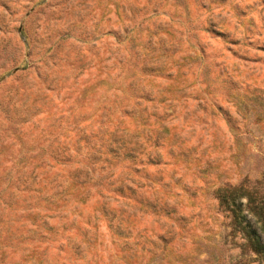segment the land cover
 I'll use <instances>...</instances> for the list:
<instances>
[{
    "label": "rangeland",
    "instance_id": "374dc122",
    "mask_svg": "<svg viewBox=\"0 0 264 264\" xmlns=\"http://www.w3.org/2000/svg\"><path fill=\"white\" fill-rule=\"evenodd\" d=\"M258 180L264 0H0V264H260Z\"/></svg>",
    "mask_w": 264,
    "mask_h": 264
},
{
    "label": "trees",
    "instance_id": "16d2710c",
    "mask_svg": "<svg viewBox=\"0 0 264 264\" xmlns=\"http://www.w3.org/2000/svg\"><path fill=\"white\" fill-rule=\"evenodd\" d=\"M220 207L231 217L232 231L240 234L243 249H250L264 264V185H226L217 190ZM244 200L246 201L244 203Z\"/></svg>",
    "mask_w": 264,
    "mask_h": 264
}]
</instances>
